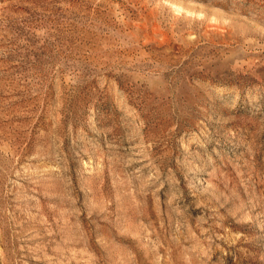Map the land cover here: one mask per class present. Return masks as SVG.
Returning <instances> with one entry per match:
<instances>
[{
    "label": "rangeland",
    "instance_id": "1",
    "mask_svg": "<svg viewBox=\"0 0 264 264\" xmlns=\"http://www.w3.org/2000/svg\"><path fill=\"white\" fill-rule=\"evenodd\" d=\"M0 264H264V0H0Z\"/></svg>",
    "mask_w": 264,
    "mask_h": 264
}]
</instances>
